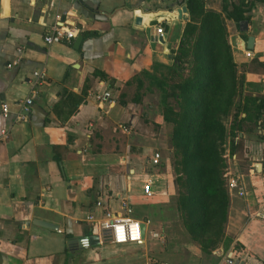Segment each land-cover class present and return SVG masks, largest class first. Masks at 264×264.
<instances>
[{"label": "crops", "instance_id": "obj_1", "mask_svg": "<svg viewBox=\"0 0 264 264\" xmlns=\"http://www.w3.org/2000/svg\"><path fill=\"white\" fill-rule=\"evenodd\" d=\"M180 2L0 0V131L8 133L0 140V264H171L160 254L163 239L173 236L162 232L158 209L169 196L167 178L147 170L153 155L133 130L139 104L121 106L118 96L134 76L172 64L189 19L187 8L179 18ZM244 3L250 6L244 13L248 30L226 19L228 42L244 93L264 95V73L242 67L252 59L264 64V1L204 0V10L221 13L223 6ZM60 23L74 37L45 45L44 37ZM157 24L162 39L156 38ZM35 71L44 78L37 81ZM105 92L110 98L99 101ZM26 99L32 104L18 119ZM240 136L245 151L240 159L231 157L225 179L242 175L245 195L226 189L223 241L209 254L194 244L178 245V264H224L228 257L233 264H264V221L257 218L264 212V119L254 133ZM122 204L145 226L139 244L104 240L103 210L125 215ZM90 236L99 242L85 243Z\"/></svg>", "mask_w": 264, "mask_h": 264}, {"label": "trees", "instance_id": "obj_2", "mask_svg": "<svg viewBox=\"0 0 264 264\" xmlns=\"http://www.w3.org/2000/svg\"><path fill=\"white\" fill-rule=\"evenodd\" d=\"M182 4L189 19L177 51L170 56L172 64L155 65V74L141 72L131 78L120 92L118 102L121 106L128 102L141 104L138 92L147 80L161 92L163 101L170 98L178 104L174 113L165 115V120L174 125L171 140L180 157L176 208L183 215L191 239L206 249L222 238L227 221L229 197L223 177L222 146L229 139V157L242 158L245 146L240 135L252 134L261 126L264 95L244 93V76L238 74L225 26L226 19L237 26L248 21L244 13L250 6L234 5L231 10L223 6L222 12L216 13L204 10V0H185ZM184 59L190 60V74L172 82L174 76H183ZM242 67L245 72L264 73V64L257 59ZM159 70H165L166 76H158ZM99 77L108 79L103 74ZM133 85L135 92L129 97ZM166 108L167 113L172 112L171 105ZM227 117L232 118L229 129L222 122Z\"/></svg>", "mask_w": 264, "mask_h": 264}, {"label": "rangeland", "instance_id": "obj_3", "mask_svg": "<svg viewBox=\"0 0 264 264\" xmlns=\"http://www.w3.org/2000/svg\"><path fill=\"white\" fill-rule=\"evenodd\" d=\"M232 44L234 45V40L232 39ZM185 71L183 76L173 77L172 82H178L180 79H186L188 74H190L189 63L190 60L184 59ZM161 76L167 74L165 70H159L157 75ZM249 88V87H248ZM247 88V89H248ZM250 92L249 90H247ZM135 92V85L133 89L128 91V96L131 97ZM138 94L142 96V102L139 104L137 113L139 116L137 125L133 129L137 136L140 138L141 142L148 147L150 150L149 155H153V150H156L160 155V160L158 165H151L152 161H149L148 172L149 173H159L166 176L169 196L165 202L160 203L159 206V218L163 220L164 226L162 232H173V236L165 237L163 239V248L160 254H164L165 260L171 264H178L180 260L178 259L180 253L178 252V245L182 244H194L196 245L203 254H209L212 251H215L222 243L224 234L217 243L210 248L203 249L199 243L192 240L188 234L186 227L184 225L183 215L176 208V198L178 195L179 186L177 185V178L180 176V157L173 147L171 135L174 128L172 122L165 120L167 114H172L178 109V104H174L170 98H163L161 92L158 91L155 87L150 86L148 81H144V87L141 89ZM164 102V103H163ZM171 105L172 112L167 113V105ZM166 115V116H165ZM232 118L227 117L222 122L226 129H229ZM228 144L229 139L225 140L223 144V158L225 161L224 169V179L227 169L231 166L233 159L229 157L228 153ZM153 166V167H152ZM227 179V178H226ZM225 179L226 189L227 182ZM224 233V232H223ZM150 234L147 233L146 240H151ZM168 241L170 242L168 244Z\"/></svg>", "mask_w": 264, "mask_h": 264}, {"label": "built area", "instance_id": "obj_4", "mask_svg": "<svg viewBox=\"0 0 264 264\" xmlns=\"http://www.w3.org/2000/svg\"><path fill=\"white\" fill-rule=\"evenodd\" d=\"M163 28L161 24L156 25L155 35L156 38H163ZM74 37V32L65 30V27L62 23L59 25H55L51 28V32L46 35L43 39L45 45L51 46L55 43H60L63 40H70ZM246 57H250V52H245ZM15 65V64H14ZM8 67H11L9 65ZM33 77L38 81L44 78L43 73L35 71L33 73ZM110 98V93L105 92L104 94L98 96V100L101 102H106ZM32 104L31 99H26L23 103V112L18 119H25L26 113L29 111V106ZM2 112L5 115L8 110L6 106H3ZM89 128H92V125H89ZM8 133L6 130L0 131V140L6 139ZM235 156H233L234 159ZM160 160V155L158 153H154L151 159L153 165H158ZM151 183L146 182L143 186V191L146 196H149L151 193L150 189ZM227 187L229 190L238 189L240 193L238 195L244 196L243 189V177L242 175H237L235 178H231ZM97 206L100 207L101 203H97ZM121 209L125 211V215L123 214H115L109 208H104L103 210V218L104 223H102L103 233L108 232L110 235V243L113 245H126V244H139L144 240L142 236L141 222L131 218L132 209L128 207L126 204H122ZM257 218L261 221H264V212L257 215ZM90 222L93 221L92 216L87 218ZM224 264H233L230 257L225 259Z\"/></svg>", "mask_w": 264, "mask_h": 264}, {"label": "water", "instance_id": "obj_5", "mask_svg": "<svg viewBox=\"0 0 264 264\" xmlns=\"http://www.w3.org/2000/svg\"><path fill=\"white\" fill-rule=\"evenodd\" d=\"M183 1L184 0H181L180 4H178V6L176 7V11L178 13L179 18H181L182 15L186 13V7L183 6V5H181V3ZM136 22L139 23L140 20L137 19ZM239 30L241 32H246L248 30V23H247V21H242V22L239 23ZM80 41H81V37L79 36L77 38L76 44L78 42H80ZM253 41H254L253 37H249L247 39V42H246V49L247 50H251L252 49V47H253ZM34 224H36L38 226H41L43 228L49 229V230L57 231V227L54 226V225H52V224H50V223H46V222L34 220ZM141 229H142V236L144 237V235H145V230H144L145 229V226L143 224L141 225ZM104 240L106 242H110V235H109L108 232H105L104 233ZM83 241L85 243H90V242L92 243V241H96V243H98L99 242V237L98 236H90V237L85 238Z\"/></svg>", "mask_w": 264, "mask_h": 264}]
</instances>
